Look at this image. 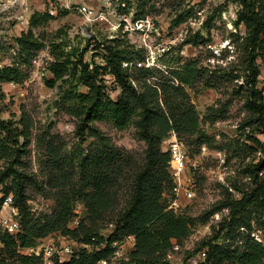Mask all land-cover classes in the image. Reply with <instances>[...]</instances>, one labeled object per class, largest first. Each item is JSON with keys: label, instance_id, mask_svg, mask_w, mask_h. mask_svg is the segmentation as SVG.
Here are the masks:
<instances>
[{"label": "trees", "instance_id": "1", "mask_svg": "<svg viewBox=\"0 0 264 264\" xmlns=\"http://www.w3.org/2000/svg\"><path fill=\"white\" fill-rule=\"evenodd\" d=\"M236 2L240 10L234 25L236 29L243 26L246 32L247 61L242 68L243 74L232 72L223 75L212 71L207 75L206 68L198 59L184 60L180 55L183 46L200 47L207 42L198 32L176 48V57L165 58L169 54L166 53L162 62L153 67L146 66L148 61L143 50L108 42L98 44L104 53L102 66H94L93 61L89 62L84 56L89 46L80 54L67 53L54 60L50 66L54 78L48 82L51 87L57 81L68 82L64 77L69 68L73 75L80 76L87 88V92L68 90L63 99L64 111L79 120L81 137L86 130L92 129L90 124L96 121L110 120L116 129L125 130L137 119L135 125L138 137L146 145V158L142 168L135 170L132 156L116 148L106 136L96 131L88 151L75 160L52 135L41 136L38 143L45 149L48 168V179L42 187L52 191L55 204L50 215L36 216L31 212L25 181L31 176L18 168L31 142L30 121L25 115L19 122L0 116V186H5L1 201L12 196L22 227L16 236L0 231V264H42L39 257L23 255L19 249L36 246L54 234L92 247L91 251L75 250L72 258L56 264L108 261L131 237L133 241L127 259L120 264H169V253L192 234L201 219L169 209L174 182L170 174L171 156L162 147L163 139L171 132H175L181 141L201 131L200 114L192 104L189 89L200 83L207 88H216L225 78L231 82L242 78V84L233 90L235 96L244 92L247 95L245 109L248 120L241 127H254L264 135V89L258 86L261 75L259 62L264 67V0ZM52 19L53 15L48 11L34 13L27 30L15 38L14 48L23 65L32 64L44 45L33 28ZM107 74L113 77L119 88L115 99L108 95L102 79V75ZM22 75L20 66L12 62L0 68V83H18ZM251 139L260 153L254 166L257 174L252 186L239 199L226 191L220 206L201 216L200 222L206 224L211 216L222 209L228 210L214 234L196 251V255L205 253L198 264H264V242L252 236L254 227L264 231V179L258 177V173L264 171V142ZM7 182L11 183L9 187ZM126 182L130 188V200L118 213L114 228L106 238L95 232L87 233L80 219L78 226L70 227L76 218L77 204L84 206L85 221L89 222L117 207L118 193ZM220 239L226 242L219 243Z\"/></svg>", "mask_w": 264, "mask_h": 264}, {"label": "rangeland", "instance_id": "2", "mask_svg": "<svg viewBox=\"0 0 264 264\" xmlns=\"http://www.w3.org/2000/svg\"><path fill=\"white\" fill-rule=\"evenodd\" d=\"M80 6L92 11L90 18L79 10ZM239 10L236 0H0V68L16 62L23 74L18 83H0V94H3L0 116L19 122L25 115L32 125L30 145L18 166L20 171L31 176L25 180L31 212L36 216L50 215L55 207L52 191L42 187L48 179V168L45 149L38 143L41 136L52 135L75 160L88 151L96 131L106 136L116 148L129 153L135 170L142 168L146 158V145L138 137L135 125L137 119L125 130L116 129L110 120L96 121L81 137L79 120L64 111L63 99L68 90L87 92V88L80 76L73 75L69 68L64 77L67 83L57 81L52 87L49 85L54 78L50 66L58 56L80 54L89 46L84 56L89 62L93 61L94 66H102L104 53L98 44L108 42L143 50L148 61L146 66L153 67L162 62L164 54L169 53L165 58L170 59L175 56L176 48L198 32L207 42L200 47L183 46L180 55L184 60L198 59L207 75L212 71L223 75L243 74L242 68L247 61L246 32L243 26L236 29L234 25ZM46 11L53 15V19L33 28L44 45L35 58L36 62L23 65L14 48V40L27 30L29 23L26 21L29 22L34 13ZM138 17L143 19L137 20ZM259 66L258 86L264 89V67L261 62ZM102 79L108 95L115 99L119 88L113 77L107 74L102 75ZM242 82V78L234 82L225 78L216 88H207L200 83L189 89L192 104L200 114L201 131L181 140L187 160L183 185L190 188L194 196L190 199L180 196L179 206L175 208L180 214L202 219L201 216L220 206L226 191L239 199L252 186L257 174L254 166L260 153L251 138L264 142V135L254 127H241L248 120L247 95L244 92L235 96L233 90ZM191 152L194 155H190ZM258 177L264 179V171L258 173ZM10 185V182L6 183V186ZM4 188L0 186V202ZM130 197L126 182L118 193L117 207L89 222L85 221L84 206L77 204L76 218L81 220L87 233L95 232L106 238ZM227 214L228 210L222 209L206 224L199 219L192 234L169 253L168 263L192 264L201 243L214 234L218 223ZM256 228L252 236L264 242V231ZM225 239H220L219 243L226 242ZM44 241L57 245L74 242L58 234ZM130 248V243H126L119 255L108 260L109 264H120L127 259Z\"/></svg>", "mask_w": 264, "mask_h": 264}, {"label": "built area", "instance_id": "3", "mask_svg": "<svg viewBox=\"0 0 264 264\" xmlns=\"http://www.w3.org/2000/svg\"><path fill=\"white\" fill-rule=\"evenodd\" d=\"M7 2L13 0H6ZM81 12L87 14L90 18L92 11H88L86 6L78 7ZM30 22V21H29ZM26 21V23H29ZM36 62V59L34 60ZM162 147L169 152L171 156L170 161V174L174 182V187L172 189V196L169 198V209H174L179 206L180 196H184L190 199L194 196V193L190 188L184 187V177L187 170V160L186 153L182 142L177 137L175 132H171L168 137L164 138L162 141ZM218 215V214H217ZM79 225V218H75L70 227H76ZM0 230L6 232L9 235L16 236L21 233V223L18 218L17 208L14 206V201L12 196H7L3 199L0 211ZM92 241L95 238L92 237ZM133 238H129L128 243L132 245ZM117 245V244H115ZM126 245V244H125ZM125 245L123 248H125ZM85 249L88 251L92 250L90 244L73 242L70 244H53L47 243L46 241H41L36 246L26 249H19L23 255L29 257H39L42 264H56L63 263L70 258H72L75 250ZM123 248L117 249L114 255H119ZM2 249V244L0 243V250ZM204 251L199 253L196 257L192 258V264H198L199 261L204 259ZM99 264H109L107 260L101 261Z\"/></svg>", "mask_w": 264, "mask_h": 264}]
</instances>
